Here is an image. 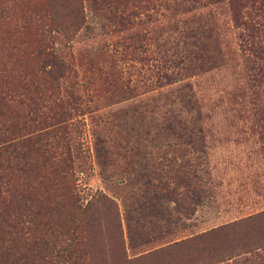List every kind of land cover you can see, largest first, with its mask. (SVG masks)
Masks as SVG:
<instances>
[{"label":"rangeland","instance_id":"obj_1","mask_svg":"<svg viewBox=\"0 0 264 264\" xmlns=\"http://www.w3.org/2000/svg\"><path fill=\"white\" fill-rule=\"evenodd\" d=\"M9 25H23L32 44L19 54L0 38L16 68L38 57L41 27L46 49L76 72L73 178L81 203L91 194L112 201L100 209V238L111 241L117 226L137 258L264 210L256 63L239 47L228 0H0V28ZM186 245L147 264H196ZM261 248L222 263L260 264L252 254Z\"/></svg>","mask_w":264,"mask_h":264},{"label":"trees","instance_id":"obj_2","mask_svg":"<svg viewBox=\"0 0 264 264\" xmlns=\"http://www.w3.org/2000/svg\"><path fill=\"white\" fill-rule=\"evenodd\" d=\"M228 1L232 20L243 28L239 47L255 58L254 106L263 112L264 0ZM21 19L25 21L23 14ZM25 29L2 27L0 38L20 54L32 45L21 38ZM45 31L38 28L33 48L38 57L20 60V68L0 50V264H147L158 252L176 253L188 241L197 251L189 260L196 264H246L248 258L222 262L234 251L264 241V210L137 258L127 257L117 226L109 231L114 232L111 241L99 237L108 231L102 228L100 209L112 201L91 194L80 202L71 164L79 131L78 122L71 121L78 99L76 72L46 49ZM254 254L264 264V248ZM168 264L176 263L169 259Z\"/></svg>","mask_w":264,"mask_h":264}]
</instances>
